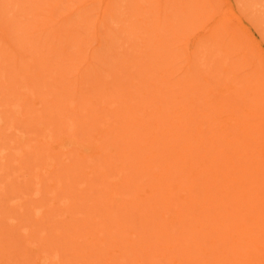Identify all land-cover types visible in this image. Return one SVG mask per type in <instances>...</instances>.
Here are the masks:
<instances>
[{
  "label": "rangeland",
  "instance_id": "obj_1",
  "mask_svg": "<svg viewBox=\"0 0 264 264\" xmlns=\"http://www.w3.org/2000/svg\"><path fill=\"white\" fill-rule=\"evenodd\" d=\"M192 1L190 0L192 3H189V0H175L174 3H172L173 0H0V264H78L77 262H80L79 264H107L106 261L112 258L109 256L112 249L114 250L115 255L113 257L116 258V261L121 260L119 264L124 262L128 264L130 255L133 256H131L133 259L136 256H140L139 254V256L134 255L139 252L138 248H140L141 245L139 240L141 238L136 239L134 235H138L136 236L137 238L142 237V235L144 236L141 231H144L142 229H145L147 223L150 224V221H147L142 213V221H144L145 218V222L142 223V225L139 223V217L136 218L138 221H135V218L132 217L129 220L130 223L132 220V223H134L135 226L137 225V228L140 229L132 227V224L130 228H134V230H127L130 226L127 225L128 227H125L126 231H124V226L126 225L123 226V224H120L122 221L124 223L127 222L126 219L129 217L127 213L129 211L133 214L131 211V208L134 209L133 206L141 210L142 205H140L139 208L137 199H135L137 201L130 200V198L132 199L134 196V193H131L132 190L127 196V190H130L131 186H124L127 187V190L125 191L126 188H124L123 190L125 192L122 191L124 195L126 194V197L122 196V199H120V204L123 201L121 204L123 209H120L121 206L117 204V206L114 205L115 203L114 201L112 203V199H108V202V195H104L107 196L106 199L104 198L105 201L101 198L102 195L100 194L101 192L104 194L110 192V189H107L110 186H106V184H110V182L116 180V177H114L116 173L120 174L123 172L122 169L124 170V166H126L124 163H127V166L128 163H130V161L124 162V166L118 164L120 167L115 165L118 159L123 158L122 154L124 153L121 151L122 148H120L122 143H120L119 140L117 141L118 143L111 140V138L113 139V137H116V135L113 136V134L117 132L114 130L120 129L119 125L115 123L117 117L126 113L128 114L126 111L127 109H125L126 103L127 108L130 106L129 103L131 104L129 99L132 95L136 96L138 94V97H140L144 91V93L147 94L150 90L147 89L151 87L152 90H157L158 88L159 91L157 93H159V84L163 85V87H161L162 90L167 86L164 84H168V81L170 82L173 80L172 84L175 81L180 84L182 79L188 82L191 81L190 79L194 78L195 81H197L198 78L194 76L197 74L198 61H201L205 55L208 60L211 59V62L213 61L212 63L215 61L214 64H211V72L216 73L214 75L211 73V80L217 83L213 85V87L219 88V86L222 85L220 84L222 83L221 80H224L223 77L232 75L233 73L236 74V79L245 77H260L264 79V0H195V3L194 0ZM185 2L187 3V8L190 7L189 10L186 8ZM178 3L180 4L178 5ZM189 4H191L194 9ZM175 5H178L180 10ZM192 9L193 11H197L192 13ZM196 13L198 15H196ZM174 14L178 16L177 20ZM201 16L204 18H201ZM173 18L175 20H173ZM158 20H160V24L158 23L160 26L156 24ZM219 35L221 38L219 37L218 39ZM207 41H209L211 45H209L210 43ZM249 41L254 44V48L251 47L252 45H250L251 43ZM234 42H236L237 45ZM215 43L222 48L220 47L219 50H217L216 47L214 48L213 46H216ZM247 43H250V46ZM199 44H205L203 47L207 50L204 51L203 55L202 53L200 55L199 52L194 59L192 58L193 56H188L193 60L196 59L192 61V59L187 57L189 53H186V48H188L187 50H191L192 47L193 49L198 48ZM240 44L241 46H239ZM211 47H213L212 51L210 49ZM208 48L212 52L211 55L209 54L210 51ZM206 51H209V53ZM213 52L218 53L214 56ZM225 52H227V54H225ZM161 53L164 54L161 55ZM159 55L160 57L157 58ZM218 56L222 58L220 57V59L218 58L215 60L214 57L216 58ZM227 56L232 64H227V66L230 65L228 68L231 71L230 73H223L222 77V66L219 62H222V64L225 63L226 65L228 61V59H226ZM154 57L157 58L156 61L160 58L166 60L170 58V60H167L168 63H166L167 61L159 60L163 61L165 66L167 65L165 68H162L164 65L162 62L161 64L159 63L162 65L159 66L162 70L157 66L159 61H155L154 63H156V67L159 69V71H157V68L152 62L153 59H151ZM236 58L237 60H235ZM140 59L146 61V72L153 78L151 81L149 80L151 84L149 82L147 85L148 81H146V89L142 88L144 87L142 84L145 83V79L141 77L143 70L140 73L141 65L139 66V64L142 62ZM149 63H153L151 65L156 68L155 72L158 73L153 72L154 70L151 71L153 68L148 65ZM219 66L221 67L219 68ZM137 67L140 70L138 73L141 80L138 81L137 78H134L138 83L134 80L132 83L127 74L132 76L134 74L133 72L137 70ZM182 67H184V69H182ZM230 67H233L235 72ZM170 68L171 71L173 68V72L175 69V73H172L174 75L169 74L171 77L173 76V78L170 77L171 80H169V75L166 73V71L170 72ZM201 71L202 69L200 72ZM152 72L155 73L156 77H154L155 75L152 74ZM165 73L168 75V78ZM193 74L195 75L193 76ZM209 74L210 73H208L207 76ZM136 75L134 74V77ZM149 76H145L146 79L149 78ZM218 76L220 81L218 80ZM126 78L128 82L125 81L127 80ZM123 80L125 82H123ZM119 81L123 82L125 85L119 83V85H123L119 87L124 89L121 90V93H117V91L120 92L119 87L115 89ZM129 81L132 84H130ZM128 85H137V87L141 85L139 90H142V92L138 91L141 95L140 93L136 94L137 90L134 87V89L128 87ZM126 86L132 89H126ZM178 91L181 93L180 90ZM55 92L56 95L53 94ZM146 94H143L144 100L148 99L149 96L155 99L152 92L149 91V95L147 94L148 98H145L147 97ZM20 95H22L21 100L19 99ZM23 95H27L28 97H24ZM161 95L163 96L165 94L161 93ZM168 95L169 94H167V96ZM208 96L211 98L209 104L214 106L213 93ZM69 98H71V101ZM124 98L127 102L125 100L122 101ZM134 98L136 97H132L130 101H133ZM183 98L185 97L183 96ZM49 99H52V102ZM137 101L139 104V100ZM137 101H133L131 105L134 106L136 104L137 106V103H135ZM121 102L122 104L125 103L124 106L122 105L123 107L121 106ZM55 103H59L58 106L60 108L62 107L61 109L57 107V111L60 109L59 113L62 114V118L58 114L61 119L55 115L58 113L55 109ZM186 103H189L188 99L184 100L183 105L190 108V104L186 105ZM118 104L121 107H118ZM115 107L119 109L116 110L114 109ZM138 107L139 106H137V108ZM132 109H134V107ZM50 114H54L53 117L57 118H53V120L49 119L52 117ZM48 115H50V117ZM133 115L135 116V114ZM85 116L87 119H85ZM142 116L141 114L139 117ZM214 116L215 118L213 120L215 124L219 126L227 125V116L224 112L216 110ZM65 117L66 119H63ZM82 117H85L86 123H83L85 120L82 122ZM129 117L125 119L122 117L123 120L121 119V122L117 121V123L120 122L122 125L123 122H127V119L131 122L133 118ZM78 118H80L81 122L77 120ZM55 120L57 121L56 123ZM113 120L114 122L112 124L115 123L114 125H116V128H112L114 133L111 130V122ZM107 122L108 125H106ZM74 123L76 125H74ZM109 124H111V126ZM123 137L127 139L126 136L123 135ZM145 139L144 137H141V140L139 138L140 142ZM110 141L112 144L107 145ZM65 142L68 143L66 144ZM94 144H97L98 147ZM255 144L256 143H253L251 146ZM129 145L127 146L126 144L125 148L131 149ZM99 146L102 147L100 148ZM115 146L119 149H116ZM79 147L81 150L78 149ZM66 149L68 151H66ZM96 151H99V153ZM114 151L115 155H118V158H116L117 155L114 157L112 156ZM118 151H121V156H119ZM97 154L100 155L98 156ZM99 165L104 167L105 165L108 166L104 168L105 171L103 169L102 171ZM95 166L97 167L96 169L100 170L94 169ZM115 167L117 169H115ZM120 168H122V172H116ZM92 169L95 170L94 173L97 171L101 173L102 171L104 176L98 172L94 174L91 172ZM89 172H91V174H89ZM112 172L114 175H112ZM108 174L110 178L105 177L108 176ZM122 174L124 175L125 173ZM132 174L134 175V173ZM36 176L41 177H39L40 181H37L38 179ZM111 176L115 179L113 177L111 178ZM116 176H118V174H116ZM135 177L136 174L132 176L131 180L135 179ZM102 178L105 179V181H111H106L107 183L102 181V183L100 180ZM72 181H75V183ZM99 184L104 185V187L102 186L104 189ZM114 184L116 183H113V186ZM56 185L57 187H55ZM110 185H112V183ZM105 186L107 190H105ZM34 187L37 189H34ZM111 188L113 189V187ZM121 188L118 186L117 191H121ZM99 189L102 190L99 192ZM120 191L116 193L120 194ZM125 199H128V201ZM99 202L103 203L101 208V203ZM106 203L110 208L111 206L114 207L112 208V212L117 208L118 210L115 211L116 214L118 211L120 212L116 216L115 213L111 215L112 212L108 211L111 216H116V219L114 217L112 218L115 220L114 222L112 221V223L116 225L117 222L123 228H119L118 233L121 234L123 232L124 235L128 233L130 236L134 234L132 237L135 240L132 237V239H130L127 235L125 236L127 239L125 237L123 239V235L116 241L118 237L115 236V234L118 235V227L116 226L117 228L115 229L112 226L113 224H109L110 218L107 212L104 214L105 216L100 215V219H93V217L96 218V215L99 216L98 214L105 212ZM129 204L131 205L129 206ZM102 207H105V209H102ZM97 208L101 210V212L96 211ZM129 208L131 210H129ZM85 210L86 212L88 210L89 212L91 211V221L88 219L91 215H86L88 217L85 215L81 216L84 213L86 214ZM94 213L96 215H94ZM139 213H141V211ZM135 215L139 214L137 213ZM71 218H74V221ZM118 218L119 220H117ZM92 220L96 221L95 223L97 224L99 223L98 225H104L102 226L103 229L100 226L97 227L95 223L93 225L94 221L92 222ZM68 221L69 223L66 224ZM75 225H77L78 228ZM109 225H111L112 228L109 227ZM94 227L97 228L92 231ZM110 228L115 230V234L111 232L107 235V232L109 233L111 231ZM149 228L145 229V231ZM100 229L103 230V232L100 231ZM104 229L105 232L107 231L106 235H104ZM136 229L140 230V233L139 231L137 234L134 233L137 232ZM120 230H122V232ZM82 231L88 232V235L84 232V235L86 234L87 237H82ZM91 231L93 232L92 235L89 234ZM98 231L104 234H100L99 236L100 232L98 233ZM150 231H148L150 232L149 235L153 233L151 229ZM70 232H72V235H75L76 232L77 234L82 232V235H75L73 237L70 236ZM89 236L90 238L92 237L91 240ZM69 237H72L71 240ZM81 237L84 241L77 239ZM84 237L85 239H83ZM114 237H116V239H114ZM86 239L87 241L85 242ZM80 240L81 242H78ZM141 243H143L141 246L142 248L145 243ZM97 246H99L100 249ZM101 246H106L107 248L104 247L102 249ZM135 248L137 249V253L135 252L136 250H134ZM141 248L140 250L143 253L144 248ZM122 249L124 250L121 253ZM103 250L108 251L109 255L104 253ZM81 252L84 253L80 254ZM106 255L108 257H104ZM131 260L130 262H132ZM82 261H84V263H82ZM134 261V263L129 264H136V260Z\"/></svg>",
  "mask_w": 264,
  "mask_h": 264
},
{
  "label": "bare ground",
  "instance_id": "obj_2",
  "mask_svg": "<svg viewBox=\"0 0 264 264\" xmlns=\"http://www.w3.org/2000/svg\"><path fill=\"white\" fill-rule=\"evenodd\" d=\"M174 1L175 0H173L172 3H174ZM192 2H190V0H189V3H192ZM194 3H195V0H194ZM179 4L180 3H178V5ZM178 5L177 6L175 5V6L179 9ZM185 5L187 8V3ZM189 5L192 7L191 4H189ZM189 8H187V9L189 10ZM193 9H192V13L193 12L195 13V11H197V10L193 11ZM199 9L200 8L198 7V10ZM176 14H174V15H176ZM148 15H150V14H148ZM177 15L174 16L176 20L178 17ZM190 15H192V14H190ZM196 15H198V14L196 13ZM160 17H159V19L161 20ZM201 18H204V17L201 16ZM171 19H172V17H171ZM175 19L173 18V20H175ZM160 20H158V22L156 23L158 26H160L159 25ZM147 21H148V19H147ZM210 32H211V30H210ZM215 36H216V33H215ZM197 37H199V36H197ZM219 37H220V35L218 36V39H219ZM247 38H248V36H247ZM222 40H223V38H222ZM217 41H216V43H217ZM207 42H209V41H207ZM216 43H215V45H216ZM232 43H233V41H232ZM234 43H236V42H234ZM250 43L249 44L252 45L251 47H253L254 44L252 42H250ZM204 45L205 44H203V45L199 44L198 48L193 49V47H192L191 50H187L188 48H186V53L187 54L189 53L187 55V57L193 56L192 58L194 59V57L199 52H200L199 53L200 55H201V53L203 55L204 51L207 50L203 47ZM209 45H211V43ZM209 45H207V46H209ZM236 45H237V43H236ZM239 46H241V44ZM213 47L214 48L216 47L217 50H219V48L221 46L216 45ZM213 47L210 48L211 51H212ZM210 49L208 48L209 51H210ZM255 50H257V49H255ZM187 51H189V52H187ZM209 51H206V52L209 53ZM211 51L209 53L210 55L212 53ZM231 52H232V50H231ZM213 53H214V56H216V54L218 52L217 53L213 52ZM228 53H230V52H228ZM155 54H156V51H155ZM163 54L161 53V55H163ZM225 54H227V52H225ZM159 57H160V55L157 56V58H159ZM198 57H201V56H198ZM220 57L219 56L216 58L214 57V59L217 60L218 58L220 59ZM157 58L156 57L151 58V59H153L152 62L154 63L157 60ZM192 58H189V59H192ZM203 58H206V59H203ZM203 58L201 61L199 60L200 62L198 61L199 64L197 65V67H198V70H197L198 75L196 74L197 77L194 76L195 74H193V76L195 78H198L197 81H195V79L192 78V79H190L191 81H188V82H186V80L184 79L185 80V82H184V80L182 79V81L181 80L180 81L183 84L180 81H179L180 82V84H179L174 79V81H175L173 83L174 86L172 84L173 80L170 82L167 80L168 84H164L161 81L165 86L167 85L166 87H164L165 89L163 88L161 90V87H163V85L159 84L160 92L162 94H165L163 96L161 95L160 92L157 93L159 91L158 88H157V90L156 89L152 90L151 89L152 87L151 88L147 87L148 88L147 90L150 89L149 91L152 92L155 99L150 98L151 96H149V98H148L149 91L147 92V94H148L147 95L146 93H144L145 91L142 92V90H139V87H141V85L138 87H137V85H135V86L128 85V87H132V88L134 87L137 90L136 94L140 93L138 91H141L143 94H146L147 97H145V98H148V99L144 100L143 94L141 95V93H140V95H141L140 97H138V94L136 96L132 95L130 98L131 100H132V97H136V98H134L133 101L139 100V104H138V101L135 102V103H137V106H139L138 108H137L136 104L134 106L131 105V104H133V101H130V99H129V102H131V104L129 102L128 103L132 107L128 106L126 108L127 103L125 105V103L122 104V102H121V106L125 105V109H127L126 111L128 112V114L126 113V114H123L122 116L117 117L115 123H116V125L117 124L119 125L120 129L114 130V131H117L114 133L112 130L113 127L116 128V125H114L115 123L112 124L114 122V120L111 122L112 126H111V124H109L111 126L112 132L114 133L113 136L116 135V137H117V138L113 137V139L111 138V140H114V142H117L119 140V142L122 143L120 145V148H122L121 151H123V153H124V154H122L123 158L119 157L121 159H118V161L115 165H118V164L123 165V163L127 162V161H130V163H128V166H127V163H124V164H126V166L123 165L125 171L122 168H120L117 171L114 170L116 172H120L122 169L123 172L122 171L121 172L125 173V174L123 175L122 173H120V174L116 173V174H118V176H116V174H115L114 177H116V180H114L113 182H110L111 180L110 181L106 180L107 182L109 181L110 184L112 183V185H110L109 183L106 184V186L107 185L110 186L107 189L108 190L110 189L111 193L108 192L109 194L108 193L104 194L103 192H101L100 194L102 196L101 195H99V196H101L102 199H104V198L106 199L107 196H104V195H108L109 197H107V200L112 199L111 201H112V203L114 201V203H115L114 205L117 204V205L121 206L123 201L120 204V199H122V196L126 197V194L124 195L122 192V191H124L123 190L124 188H126L125 191L127 190V187H124V186L130 185L131 189L127 190V196H128V194H130V191L132 190L131 193L132 194L134 193V196L132 199L130 198V200H132V201L133 200L134 201L140 200L139 202L137 201V203L139 204V208H140V205H142V206H141V210H140V209H138L132 205L134 207V209L130 207L132 210L130 208H129V210H131L133 214H131L130 211H129L130 213L126 212L129 217H127V219L126 218L125 219L127 220L128 223H130L129 220L131 217L135 218V221L136 220L138 221V219H136V218L139 217V219H140L139 223H140V225H142V223L145 222V218H144V221H142L143 218H141V217H142V215H144V217H146V220L150 221V224L147 223V226L145 229H147L149 227L150 228L146 231H145V229H142L146 233L144 231H141L142 234H144V236L142 235L143 238L142 237L137 238L136 236H138V235L132 234V236L134 235V237L136 239L141 238L139 240V242L141 244V245L139 244L140 248L143 245V243H141V242H144L145 244H144V247L141 248V249L144 248L143 253L141 252L140 248H138L139 246L137 245L139 252L137 253V249L135 248L134 250H136L135 252L137 254L134 253L135 255L134 254L133 255L136 256L139 254L141 257L138 255L139 257L136 256L137 258L134 257V259H133L132 258L133 256L130 255L129 259H128L129 262L127 260L128 264L134 263L135 262L134 260H136V264H164V263H166V264L167 263L168 264H264V79H262L260 77H252V78L251 77H245V78H241V79H236L237 76L235 73H233L232 75H228L226 77H223L222 76L223 73H226V72L230 73V71H231L228 68V66H230V65L227 66V64H231V62L227 56L226 59H228V61H227L228 63L226 62V65H225V63L222 64V62H219L220 65L222 66V67L219 66V68L221 67V69H222L221 76L224 78V80H221L222 83H220L222 85L218 84V85H220L219 88L213 87V85L217 84L211 80V76L216 74V73L211 72L212 71L211 64H214L215 61H214V63H212L213 61L211 62V59L208 60L206 55L203 56ZM211 58H213V57H211ZM224 58H225V56H224ZM168 59L170 60V58H167V60ZM193 59H192V61L196 60V59L195 60H193ZM159 60H164L165 62L167 61L166 59H163V58L158 59V61ZM235 60H237V58ZM235 60H232V61H235ZM140 61H142L144 63L146 62L145 60L143 61L141 59H140ZM158 61H156V62H158ZM168 61L166 63H168ZM142 62H140L141 64H139V66L141 65L140 66L141 71L139 70V68H138L139 66H138L137 67L138 71L136 70L137 72L135 71L133 73L136 75L139 71L141 73L143 70L141 77H142V79H145V83L142 84V85H144V87H142V88L146 89V87H145L146 81H148V83H147V85H148L149 82L153 78H151L148 75V72H146L147 71V69H146L147 63L144 64ZM161 62L163 64V61H159L157 63L158 67L162 66V65H160ZM153 63L148 64L149 66H151L153 68L152 69L149 67L150 69H152L151 71L154 70L153 72H155L156 68H157V71H159V69L162 70L161 67H159V69H158V67H156V63H154V64ZM151 64H153L156 68L153 67V65H151ZM199 65H200V67H199ZM236 65H233V66H236ZM166 66L164 65L162 68H165ZM142 67H143V69H142ZM144 67H145V69H144ZM173 68H172V71L170 68L171 73L167 72V71H166V73L168 75L175 73V69L173 72ZM214 68H215V66H214ZM230 68L233 69V67H230ZM182 69H184V67H182ZM201 69H202V71L200 72ZM213 70H215V69H213ZM233 71L235 72L234 69H233ZM153 72H152V74H154V75H155V73H158V72H155V73H153ZM166 73H165V75H166ZM191 73H192V71H191ZM208 73H210V74L207 76ZM211 73H213V74L211 75ZM134 74L132 76L127 74V76L130 77V78L129 77H127V78H129V80L131 79L132 83H133V80L135 82H137L135 80L136 78L138 81L141 80V77H139L140 76L139 73L135 77H134ZM168 75H166V77ZM172 75H174V74H172ZM203 75H204V77H203ZM143 76H144V78H143ZM145 76H149V78L146 79ZM154 77H156V75ZM168 77H169V80H171V78H173V76L171 77V75H169ZM89 78H91V77H89ZM138 78H140V79H138ZM218 80H219V76H218ZM125 81L128 82V79ZM125 81L123 80V82H125ZM123 82L119 81L116 84L117 86L115 87V89H118V87L120 85H122ZM213 82H214V84H213ZM119 83H122V84L119 85ZM129 83H130V81H129ZM132 83H130V84H132ZM150 84H151V82H150ZM128 87L126 89H128V90L132 89V88L129 89ZM119 90H120V92L117 91V93H121V90H124V89L122 87H119ZM178 90H180L181 93H179ZM30 93H31V91H30ZM182 93L183 94L186 93L185 94L186 96L183 95ZM212 93L214 96V106L209 104V101L211 98L208 95L212 94ZM53 94L56 95V92ZM133 94H134V92H133ZM167 94H169V95L167 96ZM23 96L28 97L27 95L26 96L23 95ZM164 96H166V97H164ZM172 96H174V97H172ZM183 96L185 98H183ZM21 97H22V95H20V97H19L20 100H21ZM137 97H138V99H137ZM179 97H180V99H179ZM181 98L184 100L188 99V101H189L188 104H190L191 107L188 108L185 105H183L184 100H182ZM135 99H137V100H135ZM69 100L71 101V98H69ZM124 100H125V98L122 101H124ZM50 101L52 102V99ZM110 101H111V97H110ZM143 103H145V104H143ZM119 104H118V107H121ZM188 104L186 103V105H188ZM58 105H59V103H55L56 108L55 107L54 108L56 109V112H58V113L55 112L56 114L55 113L54 114L57 117H59L58 116V114H59L61 117L62 114H60L59 112H60V109L62 107L60 108ZM86 105H87V103H86ZM40 106H42V105H40ZM57 107L60 108L59 111H57L58 110ZM133 107H134V109H132ZM114 109L118 110L119 108L115 107ZM216 110L220 111V112L221 111L224 112L225 115L227 116V119H226L227 125L226 126L225 125L219 126V125L214 123V120H213L215 118L214 112ZM53 111H54V109H53ZM138 111H139V113H138ZM82 112H83V109H82ZM54 114L53 115L50 114V115H52V117H50V115H48L50 117V118L49 117L48 118L51 120H53V118L54 119L57 118V117H53ZM75 114H77V113H75ZM133 114H135V116ZM141 114L143 116L139 117V116H141ZM124 115H126V116H124ZM129 116H132V117H129ZM60 117H59V119L62 118V117L61 118ZM85 117H82L83 118V119H81L82 122L85 119H87V117L86 118ZM122 117H124V119L127 117L133 118L132 121L133 120L134 121L130 122V120L127 119V122L126 123L123 122V124L124 123L125 124L121 125L120 122H121ZM74 118H75V116H74ZM59 119H57V120H59ZM63 119H66V117ZM77 120H79L81 122L80 118H78ZM79 121H78V123H79ZM107 121H109V120H107ZM117 121H120V122L117 123ZM56 122L57 121L55 120V123ZM61 122H63V121H61ZM86 122L87 121L85 120L83 123H86ZM50 123H48V124H50ZM87 124H89V123H87ZM74 125H76V124L74 123ZM106 125H108V122ZM109 132H110V129H109ZM123 135L126 136L127 139L124 138ZM141 137H144L146 139L144 141L142 140V142H140ZM73 138H71V139H73ZM139 138H140V140H139ZM65 143L67 144L68 142H65ZM253 143H256V144L254 146H251V144H253ZM97 144H94V145H96V147H98ZM110 144H112L111 141L107 145H110ZM126 144H127V146L130 144L129 147H131V149H129V148L127 149V147L125 148ZM80 146H81V144H80ZM44 147H45V144H44ZM78 149L81 150L80 147ZM116 149H119V148L116 147ZM66 151H68V150L66 149ZM115 151L113 152V155H112L113 157L117 155V154L115 155ZM121 151L120 152L118 151L119 156H121L120 155ZM96 152L99 153V151H96ZM83 153H85V152H83ZM108 154H107V156H108ZM76 155H77V153H76ZM83 155H85V154H83ZM71 156H70V158H71ZM110 156H111V154H110ZM116 158H118V155ZM55 159H56V157H55ZM109 164L112 165L111 163H109ZM100 165H99V168L101 167V170L102 169L104 170V168L108 166V165H105V167H104V166H100ZM119 165H118V167H120ZM111 167H113V166H111ZM96 168L97 167L95 166L94 169H96ZM94 169H92L91 172L94 173V171H95ZM115 169H117V168L115 167ZM35 170H37V169H35ZM79 170H77V171H79ZM96 170H100V169H96ZM89 171H90V169H89ZM102 171H101V173H100V171H97V172L100 174H103ZM91 172H89V174H91ZM97 172H95V173L97 174ZM113 172H112V175H114ZM130 172L134 173V175ZM79 174H80V172H79ZM135 174H136L135 179L131 180L132 176H135ZM82 176H85V175H82ZM103 176H104V174H103ZM122 176H123V178H122ZM39 177H37V179H38L37 181H40L39 179L41 177L40 178ZM78 177H79V175H78ZM105 177L110 178L109 174H108V176H105ZM112 177L113 176H111V178ZM84 179H86V178H84ZM102 179H100L101 182L103 181L105 183L106 182L105 179H103V180ZM53 180H54V178H53ZM95 182L99 183L98 181H95ZM73 183H75V181ZM113 183H116L120 188L123 187V188H121L122 189L121 191L118 190V191H120V194L122 193L123 195L116 193V192H118L117 191L118 186L116 184H114V186H113ZM115 185H116V188L114 189ZM100 186L104 187V185H100ZM106 186H105V190H107ZM55 187H57V185ZM111 187H113V189ZM132 187H133V189H132ZM34 189H37V188L34 187ZM60 190H63V189H60ZM100 190H102V189H99V192H100ZM99 192H98V194H99ZM131 197H132V195H131ZM98 198L101 199L100 197H98ZM71 199H73V198H71ZM135 199H137V200H135ZM109 200H108V202H109ZM118 200H119V202H118ZM111 201H110V205H111ZM126 201H128V199ZM99 203H101V202H99ZM107 203L105 205L106 209H105V207L104 208L102 207V209H105L104 210L105 212L98 214L99 216H97L94 213V215H96L95 216L96 218L93 217V219H100V217L103 216L107 212V215H109V218L111 221L110 222L108 220L109 224H113L112 221L114 222L115 220L112 219L114 216H111V215H114V213L116 214L115 211L118 210V208L115 207L117 209L116 210L114 209L115 211L112 212V210H113L112 208H114V207L111 206V208H110L108 205L109 203L108 204ZM102 204L103 203L100 204V208H101ZM130 205L131 204H129V206ZM70 209L73 210L72 208H70ZM120 209H123V207L121 206ZM126 209H127V207H126ZM126 209H124V210H126ZM133 210H134V212H133ZM135 210H136V213H135ZM139 210L141 211V213H139L140 212ZM96 211L101 212V210H99L98 208ZM108 211L112 212L113 214L111 213V215H110ZM85 212H86V210H85ZM90 212H89V210L86 212V214L83 212L84 214H82L81 216H83V215L90 216L91 215V217L86 216L90 220V219H92V214ZM92 212H94V211H92ZM118 213H120V212L118 211ZM137 213L139 215H141L142 213L143 214L141 216L135 215ZM117 214H116V216H117ZM74 216H75V214H74ZM67 218H69V217H67ZM109 218H107V219H109ZM117 220H119V218ZM93 221L94 220H92V222ZM92 222H90V223H92ZM95 222L96 221L93 222V225ZM122 222L120 223L121 225L122 224H123V226L126 225V226H124V231H126L125 227H128L129 225L130 226L127 230H130L131 229L130 227L132 224H133L132 227L137 228V225L135 226L134 223H132V220H131L130 224H128L127 222L126 223H124V222L122 223ZM68 223H69V221L66 222V224H68ZM96 224L97 223H95V225ZM98 224H97V227L104 226V225L101 226ZM148 224H149V226H148ZM121 225H119V223L116 222V225L113 224L112 226L115 229L118 227V229H117V233H118L119 228L120 229L122 228ZM75 226L78 228L77 225H75ZM75 226H73V227L76 228ZM105 226H106V223H105ZM112 226L109 225V227H111V228H112ZM138 226H139V224H138ZM97 227L92 228V231H94V229L96 230ZM107 228H108V226H107ZM102 229H103V227H102ZM105 229H104V232H105ZM110 229H107V230H110ZM137 229H140V228H137ZM150 229L152 230V232H153L152 234H154V235H152V234L149 235V233L151 232ZM131 230H134V228H132ZM85 231H82L83 235H82V232H80L82 237L86 236V234L84 235ZM92 231L89 233L90 235H92V233H93ZM100 231L103 232V230H101V229H100ZM100 231H98V233ZM114 231H115L114 229H111V231L109 233L107 231L106 232H107V235H109L111 232L113 234H115ZM120 231L122 232V230H120ZM138 231L140 233V230H137V232H134V233L137 234ZM148 231H150V232H148ZM106 232H105V234L100 232L99 236H100V234L106 235ZM70 233H71L70 236H73V237L75 235L80 236V234L79 233L77 234V232L75 233V235H72V232H70ZM85 233H87V235H88V232H85ZM113 234H111V235H113ZM96 235H97V231H96ZM123 235H124L123 232L121 234L118 233V235L115 234V236H117L118 239H116V237H114V239H116V241H117ZM126 235L128 237H130V239L133 238L128 233H126L123 236V239ZM82 237L77 238V239L82 240ZM69 238L71 240L72 237H69ZM89 238H90V236H89ZM91 238H90V240H91ZM107 238H109V237H107ZM125 238L127 239V237H125ZM83 239H85V237ZM109 239H111V238H109ZM81 240L78 242H81ZM82 241H84V240H82ZM86 241H87V239L85 240V242ZM125 241H127V240H125ZM118 242H120V241H118ZM71 243H73V242H71ZM93 243H94V241H93ZM124 243H121V244H124ZM99 246H100V244H99ZM99 246H97V247L100 249ZM102 246H101L102 249L104 247H106V246H104V247H102ZM108 248H109V246H108ZM95 249H96V247H95ZM123 250L124 249H122L121 253L123 252ZM103 252L106 253L107 255H109L108 251L103 250ZM82 253H84V252H81L80 254H82ZM107 255L104 257H108ZM114 255H115V253H114V250L112 249V251L110 252V255H109L112 258H110V259L107 258L108 259V261H106L107 264H119L121 262V260L116 261V258L113 257ZM142 255H143V257H142ZM96 258H97V256H96ZM85 259H86V257H85ZM130 260L132 262H130ZM163 260H164V263H163ZM124 261H126V260H124ZM77 263L79 264L80 262H77ZM82 263H84V261H82ZM86 263H87V261H86ZM122 264H126V263L124 262Z\"/></svg>",
  "mask_w": 264,
  "mask_h": 264
}]
</instances>
